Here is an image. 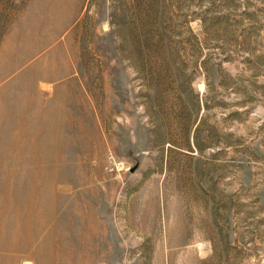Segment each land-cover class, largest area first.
Here are the masks:
<instances>
[{
	"label": "rangeland",
	"instance_id": "obj_1",
	"mask_svg": "<svg viewBox=\"0 0 264 264\" xmlns=\"http://www.w3.org/2000/svg\"><path fill=\"white\" fill-rule=\"evenodd\" d=\"M73 1L0 0V264H264V0Z\"/></svg>",
	"mask_w": 264,
	"mask_h": 264
},
{
	"label": "crops",
	"instance_id": "obj_2",
	"mask_svg": "<svg viewBox=\"0 0 264 264\" xmlns=\"http://www.w3.org/2000/svg\"><path fill=\"white\" fill-rule=\"evenodd\" d=\"M89 0H79L76 2L73 1V3H66L63 7L64 8H69V9H72V10H76L77 8H79V10L81 9V12H77V11H72L70 13L69 12H65V15H70V14H73V15H77L78 13H82V11H84L86 9V5L88 3ZM54 8V4H52V0H27V2L25 3V6L22 10V13L21 15L23 16V20H24V24L27 25L25 27H23V32L24 33H30L32 28H31V19H32V16L33 15H37V16H45L47 13L49 14H52V12H48V10H52ZM59 8V7H58ZM25 39H28V36L26 38V36H24ZM41 38H44L41 36ZM21 48H26L25 44L23 46H21ZM41 50L44 49L43 47L40 48ZM40 50V51H41ZM23 54H27L26 52H22ZM38 53V52H36ZM35 53V54H36ZM24 62H27V61H24ZM29 62H32V60H30ZM37 174L32 176L30 179H29V183L31 184H41L44 182V177L43 175L41 174L40 171H36ZM53 183H51V186ZM28 217V216H26ZM25 217V218H26ZM15 223V222H14ZM30 223V220L29 219H24L22 221V223H15V225H19L20 228H25L27 227V225ZM31 240V238H30ZM30 244V243H29ZM13 251H17V248L15 247ZM26 255L24 257L27 256V258L29 259L31 257L32 254H28V253H25ZM10 255V254H9ZM7 255V259H5L4 263H7L10 261V257ZM13 256V259L16 260V258L18 257V255H15V254H11ZM14 260V261H15ZM24 264H32V261H28V260H25Z\"/></svg>",
	"mask_w": 264,
	"mask_h": 264
}]
</instances>
